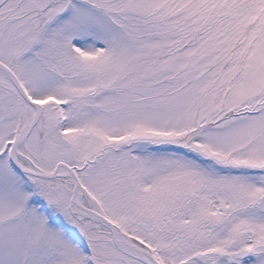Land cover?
Wrapping results in <instances>:
<instances>
[{"label": "snow or ice", "instance_id": "obj_1", "mask_svg": "<svg viewBox=\"0 0 264 264\" xmlns=\"http://www.w3.org/2000/svg\"><path fill=\"white\" fill-rule=\"evenodd\" d=\"M0 264H264V0H0Z\"/></svg>", "mask_w": 264, "mask_h": 264}]
</instances>
